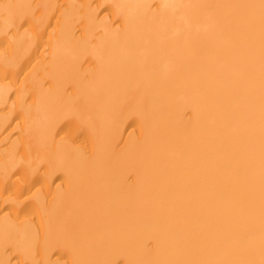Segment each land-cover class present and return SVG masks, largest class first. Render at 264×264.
Returning a JSON list of instances; mask_svg holds the SVG:
<instances>
[{"label": "bare ground", "instance_id": "bare-ground-1", "mask_svg": "<svg viewBox=\"0 0 264 264\" xmlns=\"http://www.w3.org/2000/svg\"><path fill=\"white\" fill-rule=\"evenodd\" d=\"M0 264H264V0H0Z\"/></svg>", "mask_w": 264, "mask_h": 264}]
</instances>
